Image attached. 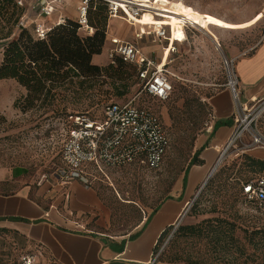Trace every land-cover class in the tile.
<instances>
[{"label": "rangeland", "instance_id": "rangeland-1", "mask_svg": "<svg viewBox=\"0 0 264 264\" xmlns=\"http://www.w3.org/2000/svg\"><path fill=\"white\" fill-rule=\"evenodd\" d=\"M64 1L58 7L65 8L70 17H75L76 4L80 0ZM155 5L158 17L171 30V40L179 41L178 51L172 54L166 66L174 85L168 99L159 100L141 93L140 82L133 75L129 92L122 97L109 83L99 82L85 93L80 103L69 105L67 113L46 109L23 111L15 103L26 95V88L13 78L0 79V190L9 188L2 179L10 177L11 171L18 168L26 169L24 174L29 180L37 181V177L46 175L49 181H53V173L63 164L61 150L67 135L66 122L71 114L89 112L92 117H100L107 103L135 98L139 105L153 109L160 116L170 139V147L163 163L155 169L138 162L103 167L102 170L90 167L89 185L99 192L109 214V224L101 230L110 235L130 232L164 200L178 194L192 158L199 156L198 141L208 133L213 121L211 97L226 87L232 88L226 60H230L228 62L233 64L234 70L236 61L229 57V50L238 47L241 52L253 40L252 34L258 33L260 37L264 30V0H182V3L156 0ZM152 16L153 13L146 12L135 26L123 19L108 17L107 30L109 32L110 28V32L136 41L138 28H152L146 27L150 25ZM29 28L33 29L32 24ZM80 32L86 35L84 30ZM138 42L151 57L158 59L167 46L164 42L155 41L152 35L144 36ZM112 47L106 39L102 53L97 54V57L105 55L106 61H95L98 65L106 67L117 63L113 61L115 56H110ZM3 50L4 44L0 42V62ZM263 99L250 101L249 106L259 105ZM256 128L264 135V111L257 120ZM245 141L248 142V139ZM237 147L229 150V155L215 172L222 169L212 187L207 190L204 187L197 197L198 204L193 206L196 200L179 224L177 222L167 230L157 249L159 262L264 264L261 249L249 246L244 230L238 229L236 235L245 248V254L235 249L220 252L211 240L212 232L179 233L182 226L208 227L207 219L218 216L234 220L250 232L263 226L254 205L243 202L241 185L259 173L245 165L244 156L252 155L264 160V148L245 150L242 144ZM22 240L23 237L16 233L0 230V264H21L22 255L34 254L33 249L28 250ZM249 253H254L252 258H247Z\"/></svg>", "mask_w": 264, "mask_h": 264}, {"label": "crops", "instance_id": "crops-1", "mask_svg": "<svg viewBox=\"0 0 264 264\" xmlns=\"http://www.w3.org/2000/svg\"><path fill=\"white\" fill-rule=\"evenodd\" d=\"M22 1L27 6L28 25L34 26L36 18L39 20L40 0ZM60 14L74 19L77 17H70L65 8H60L45 21L52 25ZM153 18L159 17L153 14L149 27ZM140 30L147 31L146 38L152 35L155 41L163 43L151 29H137ZM108 33L125 39L123 35L110 32V28ZM252 35L253 40L244 50L240 52L238 47H233L228 53L236 61L235 70L233 66L237 77L236 90L244 102L264 97V30L260 37L258 33ZM217 44L220 46L219 42ZM140 46L150 58L157 62L164 59L163 62L167 63V47L158 59L151 57L141 43ZM95 61H106V56L97 57L96 54L93 62L99 64ZM210 105L213 121L208 133L197 144L201 162L192 165L186 172L178 194L164 200L149 219L146 218L132 231L119 235L102 232V227L106 228L109 224V214L99 192L92 186L79 180L64 184L56 176L52 177L53 181L40 176L37 181L29 180L24 173L15 174L17 169L11 171L10 177L2 179L9 188L0 190V230L23 237V245L28 250H34V264H163L158 259L153 263L160 241L186 211L234 131L232 89L226 87L212 96ZM219 122L223 123L215 129Z\"/></svg>", "mask_w": 264, "mask_h": 264}, {"label": "built area", "instance_id": "built-area-1", "mask_svg": "<svg viewBox=\"0 0 264 264\" xmlns=\"http://www.w3.org/2000/svg\"><path fill=\"white\" fill-rule=\"evenodd\" d=\"M93 0H80L77 6V17L81 30L92 34L94 28L89 24V9ZM107 4L110 18H121L135 25L146 12L157 14L156 0H102ZM19 4L24 5L22 0ZM155 2V3H154ZM64 0H40L38 18L34 22L33 32L43 39L50 28L61 24L68 17L60 14L58 19L49 25L45 20L60 9L58 4ZM25 6V5H24ZM20 26L28 27L26 12L20 21ZM154 35L166 43L169 50L167 63L157 62L150 58L138 42L146 32H136V41H129L107 31V40L113 45L110 56L119 55L126 62L137 66V78L140 82L141 93L165 100L173 92V80L166 69L170 55L176 53L179 41L172 43L171 30L168 26L153 24ZM237 86V85H236ZM234 98V131L226 144L223 153L227 158L229 150L238 148L239 144L246 149L264 148V135L256 128L257 120L264 111V99L259 105L249 106L242 101L236 87L232 86ZM258 99H252L254 102ZM67 135L61 150L62 166L58 167L53 176L68 184L79 180L89 185L91 166L102 170L103 167H120L131 163H141L148 168H158L170 147V139L160 116L151 108L139 105L136 99L107 103L100 117H92L89 112L71 114L67 120ZM248 139V142L245 140ZM219 158V159H220ZM222 160V162H223ZM219 161V160H218ZM43 178L48 179L46 175ZM242 193L246 203L254 205L256 212L264 224V173L242 182ZM155 255L153 263L158 259ZM36 256L26 253L21 257V264H34Z\"/></svg>", "mask_w": 264, "mask_h": 264}, {"label": "trees", "instance_id": "trees-1", "mask_svg": "<svg viewBox=\"0 0 264 264\" xmlns=\"http://www.w3.org/2000/svg\"><path fill=\"white\" fill-rule=\"evenodd\" d=\"M25 12V6L19 4L18 0H0V42L4 44L0 79L13 78L27 90L26 95L16 101V107L23 111L46 109L54 113H67L69 105L80 103L85 93L99 82L109 83L119 97L129 92L132 85L130 80L133 75L137 78L135 64L124 61L119 55H115L113 59L117 63L106 67L93 62L94 55L102 53L107 39L109 16L106 2H91L89 24L94 32L86 35L81 34L78 21L68 17L64 23L52 26L47 36L41 39L29 26H20ZM222 123H216L214 128ZM244 158L246 166L257 170L258 175L264 173L263 159L252 155H245ZM198 162L201 161L195 155L190 167ZM221 170L214 173L204 190L212 187ZM25 172L26 169L19 168L14 173L19 175ZM241 195L244 202L242 186ZM196 204L198 200L193 206ZM207 224L208 227L182 226L179 233L212 232L211 240L217 250L232 252L235 249L245 254V248L236 235L238 229L244 230L249 246L261 249L264 263V224L251 232L248 228L242 229L236 221L220 216L207 219ZM253 255L254 253H249L247 258H252Z\"/></svg>", "mask_w": 264, "mask_h": 264}, {"label": "water", "instance_id": "water-1", "mask_svg": "<svg viewBox=\"0 0 264 264\" xmlns=\"http://www.w3.org/2000/svg\"><path fill=\"white\" fill-rule=\"evenodd\" d=\"M225 152L223 153L222 157L219 159V161L216 163V165L214 166V168L211 170V172L209 173L208 177L206 178L205 182L203 183V185L201 186V188L198 190L197 194L195 195V197L192 199L191 203L189 204L188 208L186 209V211L181 215L179 222L184 218V216L188 213V211L190 210L191 206L193 205V203L195 202V200L197 199V197L199 196V194L201 193V191L204 189V187L206 186V184L208 183V181L210 180V178L214 175V173L217 171L218 167L220 166V164L222 163L223 157H224Z\"/></svg>", "mask_w": 264, "mask_h": 264}, {"label": "bare ground", "instance_id": "bare-ground-1", "mask_svg": "<svg viewBox=\"0 0 264 264\" xmlns=\"http://www.w3.org/2000/svg\"><path fill=\"white\" fill-rule=\"evenodd\" d=\"M173 1H177V2H178V1H181V0H173ZM174 14H175V13H174ZM182 17L188 19L186 16H182ZM151 23H152V25H153V24H156L157 26H159V25L166 26V25L164 24V22H163L161 19H159V18H153ZM171 41H172V40H171ZM172 43H175V42L172 41ZM229 63H230V65H229ZM227 66H229V70H230L229 74H230L231 85H232L233 87H236V85H237V77H236V75H235V73H234V70H233V64L231 65V62H228V61H227Z\"/></svg>", "mask_w": 264, "mask_h": 264}]
</instances>
